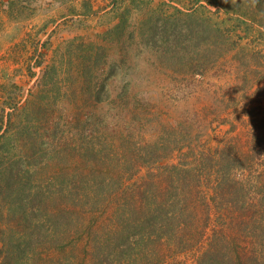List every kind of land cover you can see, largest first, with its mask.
<instances>
[{
  "label": "trees",
  "instance_id": "trees-1",
  "mask_svg": "<svg viewBox=\"0 0 264 264\" xmlns=\"http://www.w3.org/2000/svg\"><path fill=\"white\" fill-rule=\"evenodd\" d=\"M109 1L119 19L117 32L127 24L130 9L148 10L157 1L161 15L176 11L185 16L182 0ZM198 3L189 13L192 18L200 13ZM206 20L216 32L231 20L232 26L242 25L233 18L220 23ZM246 26L245 38L255 36L258 41L238 46L240 84L224 94L226 115L213 119L210 135H193L175 126H162L153 144L134 140L129 129L115 140L105 133L93 135L85 152L92 156H88L92 166L87 163L78 179L81 193H70L66 203L49 207L45 201L51 203L54 195L48 192L35 208L37 215L25 222L0 211V264H264V22ZM29 45L33 50L25 57L29 78L35 79L34 70H39L35 86L51 92L57 82V65L48 63L51 42L30 38ZM97 50L90 56L93 71L101 58ZM200 66L197 62L195 68ZM81 79L79 95H72L73 113L64 120L66 115L60 112L57 118L90 127L92 112L79 102L88 97L100 103L102 89L95 75L88 82ZM17 88L19 124L24 129L31 121H42L40 114L48 105L36 106L26 100L24 89ZM137 109L149 113L147 108ZM9 117L12 124L11 113ZM59 144L63 148L56 155L70 153L65 142L52 150ZM24 223L33 232L22 229Z\"/></svg>",
  "mask_w": 264,
  "mask_h": 264
},
{
  "label": "rangeland",
  "instance_id": "rangeland-1",
  "mask_svg": "<svg viewBox=\"0 0 264 264\" xmlns=\"http://www.w3.org/2000/svg\"><path fill=\"white\" fill-rule=\"evenodd\" d=\"M182 1L185 16L176 11L169 17L161 15L160 1L148 10L130 9L127 24L117 32L114 27L119 19L109 0H0L1 215L9 213L11 219L25 222L37 215L35 208L48 192L54 195L51 203L45 201L49 207L66 203L70 193H81L78 179L92 158L85 152L98 132L115 140L129 129L134 140L150 144L158 140L162 126L210 135L213 119L226 115L224 94L240 84L243 68L238 62V46L250 47L252 41H258L255 36L249 41L245 38L246 25L258 27L264 22V4L258 5L257 0H198L200 13L192 18L189 13L196 0ZM87 8L96 12L90 14ZM208 18L219 23L240 19L242 28L232 26L231 20L220 24L222 30L216 32L204 22ZM30 38L51 42L48 63L57 65V82L51 92H40L35 86L39 70H34L35 79L29 78L25 57ZM92 50L101 56L94 71ZM197 62L202 66L195 68ZM92 75L102 89L101 102L88 97L79 102L92 112L90 127L58 120L60 112L66 115L64 120L73 113L72 95H79L81 78L88 82ZM17 87L36 106L48 105L40 114L43 120L31 121L24 129L19 124L22 112L16 105ZM60 105L64 106L61 110ZM137 108H147L149 113L142 114ZM60 142L73 151L56 155L62 144L52 148ZM56 190L62 194L58 196ZM21 228L33 232L29 223Z\"/></svg>",
  "mask_w": 264,
  "mask_h": 264
}]
</instances>
